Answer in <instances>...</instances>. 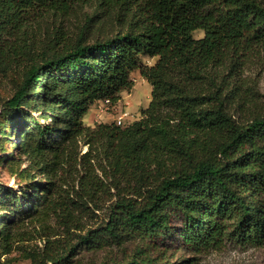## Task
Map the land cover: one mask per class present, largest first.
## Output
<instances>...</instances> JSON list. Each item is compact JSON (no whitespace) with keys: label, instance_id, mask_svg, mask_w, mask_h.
<instances>
[{"label":"trees","instance_id":"obj_1","mask_svg":"<svg viewBox=\"0 0 264 264\" xmlns=\"http://www.w3.org/2000/svg\"><path fill=\"white\" fill-rule=\"evenodd\" d=\"M91 3L110 18L106 33L103 23L89 42L58 29L30 51L31 12ZM252 58L264 63V0H0V68H22L2 115L28 162L20 193L0 184L2 253L24 227L44 246L23 258L41 264L134 240L116 264H194L172 262V245L195 256L264 245V110L243 77ZM134 71L151 87L141 118L85 126L96 102L132 89Z\"/></svg>","mask_w":264,"mask_h":264},{"label":"rangeland","instance_id":"obj_2","mask_svg":"<svg viewBox=\"0 0 264 264\" xmlns=\"http://www.w3.org/2000/svg\"><path fill=\"white\" fill-rule=\"evenodd\" d=\"M107 13H101V10L95 3L79 5L75 7L69 15L60 16L52 12L34 11L27 17L26 31L29 36L31 52L38 55L42 52L46 43L51 39L54 33L60 29L65 34L75 37L81 31L85 32L89 42H92L100 35V27L104 23L105 33L108 31L105 25L110 18L106 17ZM103 17V19H102ZM101 19V20H100ZM106 20V21H105ZM195 39L202 38L203 32L196 31L193 34ZM155 58H143L142 64L153 65ZM15 68V67H14ZM244 78L251 87L254 99L257 102L258 109L264 110V63L257 58H252L250 64L245 67ZM22 68H15L7 74L0 68V184L5 187H11L17 193L27 187V180L20 178V172L28 166L25 157L19 153L17 146L19 134H15L13 125L9 119L2 115L4 103L9 100L15 93L21 83ZM133 87L129 91L120 94V100L112 106L104 105L102 102H96L93 110L83 118L85 126L93 128L100 123H114L115 117L120 110H126L130 113L131 118L126 124H131L141 118V111L146 109L151 99V87L144 80L138 71L131 74ZM247 87V86H246ZM92 109V107L90 108ZM37 118L39 114H36ZM42 126L48 122L39 119ZM127 126V125H126ZM87 146L82 143L78 144L75 152L79 155L84 154ZM101 213V214H99ZM103 212H98L102 219ZM6 213L0 210V217ZM173 225H176L173 223ZM30 232L24 240L16 242L10 253L3 254L0 248V264H41L32 263L30 260L23 258V250H38L44 246L37 229L34 227H24L18 230V233ZM43 231V230H42ZM173 243L174 241H170ZM140 244L139 240L125 244L120 249H105L99 251H80L75 257L73 264H116L128 254H132L135 248ZM174 244V243H173ZM165 247V246H163ZM162 247V248H163ZM175 254L176 262L179 258H195L194 264H264V245L260 247H242L233 242H227L217 250H211L199 255L177 249L171 246L168 256ZM50 264V263H48Z\"/></svg>","mask_w":264,"mask_h":264},{"label":"built area","instance_id":"obj_3","mask_svg":"<svg viewBox=\"0 0 264 264\" xmlns=\"http://www.w3.org/2000/svg\"><path fill=\"white\" fill-rule=\"evenodd\" d=\"M104 105L112 106L109 101H100ZM131 118V115L126 110H120L119 114L115 117L114 123L118 125L119 127H124L127 123V121Z\"/></svg>","mask_w":264,"mask_h":264},{"label":"crops","instance_id":"obj_4","mask_svg":"<svg viewBox=\"0 0 264 264\" xmlns=\"http://www.w3.org/2000/svg\"><path fill=\"white\" fill-rule=\"evenodd\" d=\"M93 110V106H92V109H90L89 111H92Z\"/></svg>","mask_w":264,"mask_h":264}]
</instances>
